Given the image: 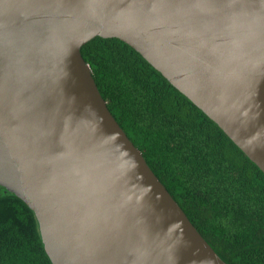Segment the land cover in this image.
<instances>
[{
    "label": "water",
    "instance_id": "water-1",
    "mask_svg": "<svg viewBox=\"0 0 264 264\" xmlns=\"http://www.w3.org/2000/svg\"><path fill=\"white\" fill-rule=\"evenodd\" d=\"M119 39L264 173V0H0V186L53 264H227L121 128L82 48Z\"/></svg>",
    "mask_w": 264,
    "mask_h": 264
},
{
    "label": "trees",
    "instance_id": "trees-1",
    "mask_svg": "<svg viewBox=\"0 0 264 264\" xmlns=\"http://www.w3.org/2000/svg\"><path fill=\"white\" fill-rule=\"evenodd\" d=\"M109 110L227 264H264V173L186 96L119 39L82 48ZM0 264H53L35 213L0 186Z\"/></svg>",
    "mask_w": 264,
    "mask_h": 264
}]
</instances>
